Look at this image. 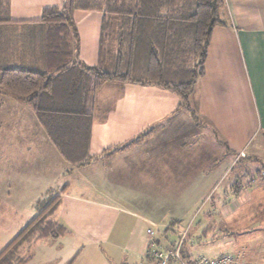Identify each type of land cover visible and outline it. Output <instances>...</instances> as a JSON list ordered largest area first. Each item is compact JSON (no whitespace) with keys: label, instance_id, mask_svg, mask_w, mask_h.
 I'll return each instance as SVG.
<instances>
[{"label":"crops","instance_id":"obj_1","mask_svg":"<svg viewBox=\"0 0 264 264\" xmlns=\"http://www.w3.org/2000/svg\"><path fill=\"white\" fill-rule=\"evenodd\" d=\"M64 2L0 0V16L13 23L6 26L13 39L7 65L47 69L40 56L19 50L23 40L17 42L15 34L40 23L43 9H61ZM72 19L78 47L71 62L94 67L103 15L75 11ZM221 19L225 26L212 33L204 75L189 100L196 121L184 112L174 113L179 101L167 91L107 83L86 95L85 111L92 117L89 155L97 157L152 133L137 145L83 166L63 159L33 112L0 92L1 211L18 229L0 252L36 217L37 201L46 196L58 198L49 217L66 235L34 241L28 264L149 263L147 229L153 230L156 244L174 245L183 212L207 194L208 182L231 172L240 158L264 155V0H224ZM236 201L214 209L224 218L236 212ZM250 253L248 260L254 258Z\"/></svg>","mask_w":264,"mask_h":264},{"label":"trees","instance_id":"obj_2","mask_svg":"<svg viewBox=\"0 0 264 264\" xmlns=\"http://www.w3.org/2000/svg\"><path fill=\"white\" fill-rule=\"evenodd\" d=\"M223 8L224 0H65L61 9H43L39 25L22 27L20 35L15 34L17 42L23 40L19 50L40 56L45 71L7 65L13 39L6 26L13 23L0 16V92L33 112L55 149L71 165L107 158L141 143L152 129L121 147L90 156L92 117L85 111L87 93L107 83L156 87L178 98L175 114L186 112L196 121L189 100L204 75L212 33L225 26ZM75 11L103 15L94 67L71 62L72 50L77 56L78 47L72 19ZM72 39L73 49L69 45ZM231 188L236 193L245 186L234 180ZM57 202L58 198L52 199L0 252V264H28V258L18 255L21 243L66 235L49 217ZM181 254L185 259L192 256L185 247Z\"/></svg>","mask_w":264,"mask_h":264},{"label":"rangeland","instance_id":"obj_3","mask_svg":"<svg viewBox=\"0 0 264 264\" xmlns=\"http://www.w3.org/2000/svg\"><path fill=\"white\" fill-rule=\"evenodd\" d=\"M71 44L73 45L72 40H70V47ZM182 114L188 116L185 112ZM209 153H211L210 150H208L207 155ZM228 159V157L224 159L222 166ZM207 165L208 167L211 166L209 161ZM229 171L214 184L208 182V192L205 196L192 200V203H196L198 199L199 202L193 206L192 210L186 209V212H183L185 215L183 225L179 226L180 233L175 241L184 239L182 246L192 256L215 258L220 254L232 253L240 249L244 251L245 258L239 264H264V155L260 153L249 158H240L237 164L232 165L231 172ZM235 179H239L242 187L245 186L244 193L240 194L239 197H235L236 193L231 188ZM44 197H42V205L37 215L52 200V197ZM235 199L240 203L237 205L236 201L234 206H238V209L232 215L228 213L231 207L227 211L228 215L224 218L218 208L214 209L216 207L214 205L232 203ZM1 202L0 219L4 218L5 220L0 221V249L3 247V243L18 231L17 228H14L17 223L8 221L7 214H2ZM202 233L205 235V240ZM34 243V241L21 243L17 248L18 255L23 259L28 258ZM238 243L240 248L236 249ZM156 246L159 249L162 247L159 244ZM103 251L108 253L104 247ZM250 252H253L254 258L252 260H248ZM115 264H119V261ZM146 264H155V262L149 261Z\"/></svg>","mask_w":264,"mask_h":264},{"label":"built area","instance_id":"obj_4","mask_svg":"<svg viewBox=\"0 0 264 264\" xmlns=\"http://www.w3.org/2000/svg\"><path fill=\"white\" fill-rule=\"evenodd\" d=\"M146 234L149 236V246L145 252V257L147 256L155 264H239L245 258L244 251L239 249L236 252L220 254L215 258L191 256L189 259H185L181 254L184 239L181 238L174 245H166L159 249L152 239L153 231L147 229Z\"/></svg>","mask_w":264,"mask_h":264}]
</instances>
